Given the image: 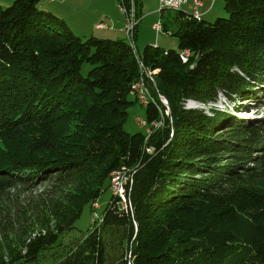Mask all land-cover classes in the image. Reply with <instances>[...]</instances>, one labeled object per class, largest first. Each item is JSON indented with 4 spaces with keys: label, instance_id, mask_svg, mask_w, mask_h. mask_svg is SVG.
Returning <instances> with one entry per match:
<instances>
[{
    "label": "trees",
    "instance_id": "16d2710c",
    "mask_svg": "<svg viewBox=\"0 0 264 264\" xmlns=\"http://www.w3.org/2000/svg\"><path fill=\"white\" fill-rule=\"evenodd\" d=\"M166 11L178 13L179 49L139 53L136 31L83 40L39 0L0 6V202L51 185L28 203L30 223L6 219L17 245L0 264H264V118L243 116L264 107V0H225L213 23ZM221 96L235 110L186 108ZM131 98L147 108L146 135L124 129ZM87 207L95 228L67 239Z\"/></svg>",
    "mask_w": 264,
    "mask_h": 264
},
{
    "label": "rangeland",
    "instance_id": "374dc122",
    "mask_svg": "<svg viewBox=\"0 0 264 264\" xmlns=\"http://www.w3.org/2000/svg\"><path fill=\"white\" fill-rule=\"evenodd\" d=\"M15 1V0H14ZM14 1L11 2H0V6L6 8L11 6ZM82 1V0H81ZM105 1L107 0H91L90 2L82 3L80 5L79 10V18H83L80 26V30L75 31V34L81 37L83 40H87L90 37H97L99 39H111L115 40L117 37L114 36H101L103 35H93L92 33L95 31V26L97 23L101 22V18L104 17L105 13H103L102 8L104 9ZM159 0H148V5L151 6V8L155 7L157 5ZM211 1V0H208ZM224 3L225 0H218L216 2L214 11L210 14V16L207 17L206 21L209 23H213L218 18L226 17V13L224 11ZM117 6V5H116ZM117 12L115 13L114 18L120 19L125 16L121 13L117 6ZM187 10V8H186ZM105 11V9H104ZM139 11V8H138ZM176 12L173 11H166L165 16L161 17L160 14L158 15H151L146 14L145 10L142 11V21L139 19V22L135 25L134 31L136 27L138 26V29L136 31V40H135V47L136 50L139 53H142L144 49L147 46H154V44H158L159 47L162 49L167 50H178L179 49V41L178 38L175 36L177 31L179 30V22L175 18L177 17ZM161 22L162 24H166L168 28V32H165L162 30L160 33L157 34L156 29H152V25L156 22ZM159 25V24H158ZM100 28V26H98ZM79 29V28H78ZM84 33V34H83ZM87 33V34H86ZM95 33V32H94ZM99 33V32H96ZM134 34V32H133ZM125 40L127 42H130V38L125 36ZM185 56V55H184ZM189 58V57H188ZM185 62V61H184ZM92 69V66L89 64H85L82 68V73L84 75H87V73ZM143 89V95L147 94L150 95V92L145 90L143 85H140ZM163 101L166 103V100L162 98ZM132 105L130 106L128 110V118L127 121L124 124V129L126 132L130 134L135 133H143L147 134L146 129L141 128V126L137 123L138 119H146V111L147 108L140 105L139 102H137L134 98H131ZM143 104V103H142ZM252 104V103H251ZM238 106V103H237ZM186 108L189 109H202L206 113H210L212 108L220 109V110H235V103L230 102L227 103L224 96L219 97V100L217 103H209V104H203V103H197V102H186ZM249 113H245L243 116L247 118L252 119H259L264 118V107L262 105L260 106H249V110H247ZM118 176L120 177L118 179L119 182H123V172L118 173ZM51 185L49 183L42 184L40 186H36L33 189H27L23 187H18L10 192L8 196L4 198V201L0 202L2 208L0 209L2 212V216H0V219L3 221L0 224V235H2L3 239L0 238V255L6 254V247L8 249H14L17 245V237L15 227H11L7 218L9 220H13L14 218H18L20 221L27 220L28 223L32 221V216L30 214V207L28 206V203L33 200H38L41 195H47L48 191L50 189ZM117 196V195H116ZM111 198L110 191H107L102 198L100 199V203L95 204L96 206L93 208V210L96 211V213H99L100 211V205L102 207V211L107 207L109 201ZM33 215V214H32ZM100 216V215H99ZM94 216H92V209L90 207H87L82 214V217L80 220L77 221L75 225V229L69 232L66 236V238L75 239L82 237L83 235L89 233L93 228H95L94 223L97 219H94ZM39 229L37 230V232ZM4 237H9V240L7 242L4 241ZM51 261H49L47 264H51Z\"/></svg>",
    "mask_w": 264,
    "mask_h": 264
},
{
    "label": "crops",
    "instance_id": "0c3cea01",
    "mask_svg": "<svg viewBox=\"0 0 264 264\" xmlns=\"http://www.w3.org/2000/svg\"><path fill=\"white\" fill-rule=\"evenodd\" d=\"M11 2L14 0H0V2ZM91 0H39L40 6L42 9L47 10L58 16L59 18L66 21V23L70 26L72 31L75 33V31L80 30L82 28L80 26L82 19L79 18V10H80V4L90 2ZM216 2L218 0H203V7L201 9V12L207 18L210 16V14L214 11V7ZM118 6V0H107L105 1V6L103 10V13L107 14L104 17L101 18V22L97 23L95 26V33L93 32V35H103L101 36H116L117 39L115 40H125V36L127 35L125 32L126 26H127V18L126 16H123V18L115 19V13L117 12V6ZM138 14L140 16L139 19L142 21V11L145 10L146 14L151 15H158L162 17V14L160 12V1H158L157 5L155 7L151 8V6L148 5V0H138ZM122 13V12H121ZM140 23V22H139ZM161 22H156L152 25V29L154 30V26ZM101 24H105L107 26V29H98ZM139 26V25H138ZM138 26L135 31H137ZM79 28V29H78ZM155 31V30H154ZM99 32V33H96ZM84 34V33H83ZM87 34V33H86ZM158 34V33H157ZM136 43V42H135ZM158 44H154V46H157ZM136 48V47H135Z\"/></svg>",
    "mask_w": 264,
    "mask_h": 264
},
{
    "label": "built area",
    "instance_id": "2783aa9c",
    "mask_svg": "<svg viewBox=\"0 0 264 264\" xmlns=\"http://www.w3.org/2000/svg\"><path fill=\"white\" fill-rule=\"evenodd\" d=\"M131 1L132 3V14L129 15L128 13V9H127V2ZM160 1V8L164 9V7L166 5H172V4H180V10H184V11H190L192 13V16L194 19L197 20V15H202L200 12V8L202 7L203 3L200 0H193L192 2L190 0H159ZM118 8L119 10L126 15L127 18V26L125 29V32L128 36V38H132L133 37V32H134V28L135 25L138 23L137 19L135 18V4H134V0H118ZM187 8V10H186ZM98 29H107L106 25L101 24L100 28ZM154 29H156L157 31H159L161 29V27H156L154 26ZM183 55H185V62H187L188 57H189V52H184ZM140 85L142 84H138L135 85V91L138 95V99L139 101H141L143 104H146L148 101L149 96L147 94L143 95V89L141 88ZM145 88V86H143ZM146 90V88H145ZM147 91V90H146ZM143 125H145L144 122H142ZM162 125L161 122L154 124L155 127H160ZM118 173L120 172H115L113 173L112 177V190L114 192L115 195H117L118 197L122 198L125 202L124 199V184H126V180L128 179L127 176H125L123 174V182H119L118 179L120 178L118 176Z\"/></svg>",
    "mask_w": 264,
    "mask_h": 264
},
{
    "label": "bare ground",
    "instance_id": "6f19581e",
    "mask_svg": "<svg viewBox=\"0 0 264 264\" xmlns=\"http://www.w3.org/2000/svg\"><path fill=\"white\" fill-rule=\"evenodd\" d=\"M130 2V1H129ZM128 3V2H127ZM131 3V2H130ZM132 4V3H131ZM130 4V5H131ZM130 5L128 6V7H130ZM127 7V8H128ZM131 7H132V5H131ZM164 8H174V9H180V4H172V5H166ZM128 9H130V8H128ZM130 14V13H129ZM197 17L199 18L200 17V15H197ZM105 25V24H104ZM156 27H161V25L159 24V25H156ZM183 59H184V61H185V56L183 55ZM145 75V74H144ZM136 84V83H135ZM133 97H134V94L132 95ZM138 101V100H137ZM151 103V102H150ZM145 107V106H144ZM160 128V127H159ZM155 129V128H154ZM158 129V128H157ZM157 129H155V130H157ZM152 131H154V130H152ZM121 171H123V170H121ZM118 172H120V171H118ZM131 172V171H130ZM128 174H131V173H128ZM110 180H112V178H110ZM112 186V185H111ZM111 186H109V187H111ZM95 213V212H94ZM97 223H98V221H97ZM95 224V223H94Z\"/></svg>",
    "mask_w": 264,
    "mask_h": 264
},
{
    "label": "water",
    "instance_id": "95a60500",
    "mask_svg": "<svg viewBox=\"0 0 264 264\" xmlns=\"http://www.w3.org/2000/svg\"><path fill=\"white\" fill-rule=\"evenodd\" d=\"M200 59H201V55H199V56L196 58L195 63H194V66L198 65Z\"/></svg>",
    "mask_w": 264,
    "mask_h": 264
}]
</instances>
